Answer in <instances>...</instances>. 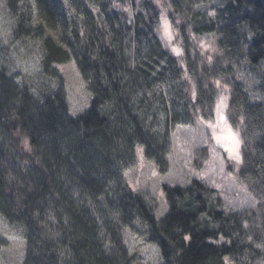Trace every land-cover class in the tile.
<instances>
[{
	"label": "trees",
	"instance_id": "16d2710c",
	"mask_svg": "<svg viewBox=\"0 0 264 264\" xmlns=\"http://www.w3.org/2000/svg\"><path fill=\"white\" fill-rule=\"evenodd\" d=\"M31 1L35 31L50 33L47 72L74 60L92 97L74 117L63 89L37 100L0 69V214L25 228L24 264H133L123 234L136 219L166 264H264V0ZM24 16L18 29L32 33ZM164 18L182 60L161 37ZM221 95L243 141L238 177L258 204L235 209L193 179L163 184L169 208L158 220L125 171L139 149L167 171L172 127L198 110L214 116Z\"/></svg>",
	"mask_w": 264,
	"mask_h": 264
},
{
	"label": "rangeland",
	"instance_id": "374dc122",
	"mask_svg": "<svg viewBox=\"0 0 264 264\" xmlns=\"http://www.w3.org/2000/svg\"><path fill=\"white\" fill-rule=\"evenodd\" d=\"M16 2L23 15H16L9 8L7 0H0V69L20 86H27L37 100L63 89L70 115H80L89 107L92 95L76 62L72 60L54 64L56 73H48L50 71L46 70L44 63L46 49L43 42L44 37L50 33L45 31L40 37L35 31L42 27L31 0ZM28 13L33 15L27 23L32 33L18 29L20 19ZM161 37L174 55L184 53V44L176 42L175 28L167 18L161 24ZM209 38L195 39L208 41ZM190 43L195 44L193 40ZM193 45H189V48ZM199 46L206 48L201 42ZM171 83L170 79L164 82L165 95L170 105L178 106L176 82L172 83L173 86ZM173 88L174 99L170 96ZM194 88L193 83L191 90ZM219 97L214 116L207 117L202 110H198L197 117L196 113H192L198 119L196 122L172 127L167 171H160L145 157L143 149L138 150L137 161L125 171L124 181L153 206L158 220L164 218L169 208L163 184L187 186L193 179L217 188L226 202L235 209H254L258 204L238 177L245 152L243 141L228 117L227 98L223 95ZM179 110H183L181 106ZM24 231V227L10 223L0 214V264H23L27 245ZM123 237L133 256V264H166L160 248L150 239L149 226L142 220L136 219L130 227L127 226ZM227 262L239 264L229 260Z\"/></svg>",
	"mask_w": 264,
	"mask_h": 264
},
{
	"label": "bare ground",
	"instance_id": "6f19581e",
	"mask_svg": "<svg viewBox=\"0 0 264 264\" xmlns=\"http://www.w3.org/2000/svg\"><path fill=\"white\" fill-rule=\"evenodd\" d=\"M24 262H25V259H24ZM24 262H23V264H24Z\"/></svg>",
	"mask_w": 264,
	"mask_h": 264
}]
</instances>
